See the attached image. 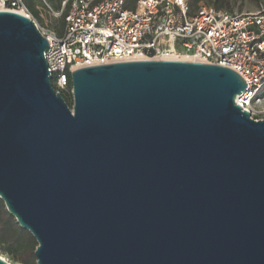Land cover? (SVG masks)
Listing matches in <instances>:
<instances>
[{
  "label": "water",
  "instance_id": "95a60500",
  "mask_svg": "<svg viewBox=\"0 0 264 264\" xmlns=\"http://www.w3.org/2000/svg\"><path fill=\"white\" fill-rule=\"evenodd\" d=\"M48 47L0 11V199L36 264H264V120L235 103L245 79L197 61L84 66L70 108Z\"/></svg>",
  "mask_w": 264,
  "mask_h": 264
},
{
  "label": "built area",
  "instance_id": "2783aa9c",
  "mask_svg": "<svg viewBox=\"0 0 264 264\" xmlns=\"http://www.w3.org/2000/svg\"><path fill=\"white\" fill-rule=\"evenodd\" d=\"M30 18L48 40L44 51L56 92L77 68L131 60H177L232 69L247 87L235 97L250 117L264 86V9L218 10L188 0H61V32L40 27L23 0H0V11Z\"/></svg>",
  "mask_w": 264,
  "mask_h": 264
},
{
  "label": "trees",
  "instance_id": "16d2710c",
  "mask_svg": "<svg viewBox=\"0 0 264 264\" xmlns=\"http://www.w3.org/2000/svg\"><path fill=\"white\" fill-rule=\"evenodd\" d=\"M27 6L30 14L37 18L38 10L35 7L33 0H23ZM60 1L58 2V8L60 9ZM237 0H188V4L191 8L196 7L199 3L209 5L218 10L233 11V8ZM254 2L256 6L259 4V0H250ZM63 14L57 18V30L61 32L63 26ZM264 86L259 91L258 95L264 96ZM64 101L71 105V84L70 80H67L66 89L60 92ZM257 119V118H255ZM37 243L31 233L21 228L15 219L7 212L2 200L0 199V255L7 256L10 260L17 264H36V258L34 256V250Z\"/></svg>",
  "mask_w": 264,
  "mask_h": 264
},
{
  "label": "rangeland",
  "instance_id": "374dc122",
  "mask_svg": "<svg viewBox=\"0 0 264 264\" xmlns=\"http://www.w3.org/2000/svg\"><path fill=\"white\" fill-rule=\"evenodd\" d=\"M35 3V7L38 10V16L35 18L37 24L40 27L46 29H57V18L59 16H55L53 12H56L58 8L59 0H33ZM264 9V0H259L258 6L255 5L254 2L250 0H237L233 10L238 12H255L258 10ZM53 11V12H52ZM264 94V92H263ZM254 105L256 106L253 117L257 118L255 120H264V96L260 97L259 100H255ZM71 105L69 106L71 108ZM6 261L11 264H17L10 260L5 255H0Z\"/></svg>",
  "mask_w": 264,
  "mask_h": 264
}]
</instances>
